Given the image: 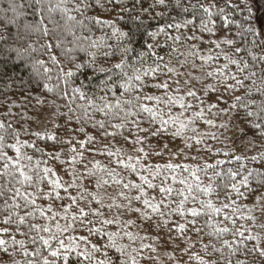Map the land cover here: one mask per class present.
<instances>
[{
    "label": "snow or ice",
    "instance_id": "1",
    "mask_svg": "<svg viewBox=\"0 0 264 264\" xmlns=\"http://www.w3.org/2000/svg\"><path fill=\"white\" fill-rule=\"evenodd\" d=\"M143 3L144 0H141V5ZM172 4L173 0H153L152 6L163 10ZM95 5L98 8L105 7L103 0H96ZM115 6L123 5L120 0H116ZM24 7L15 0H9L7 11L12 13V19L8 22L14 23L23 16ZM28 7L33 9L34 19L24 24L25 34H38L41 39L51 36L53 41L40 45L42 54L48 57L47 61L38 58L31 60L29 82L37 78L35 82L45 94L58 95L66 104H74L75 108L70 109L73 118L59 117L63 118V123L54 120L51 112L46 113L34 108V117L25 114L22 116L23 123L16 121L20 124V130L13 127L11 120H7V116L12 115L11 109L20 105L12 101L8 105V112L2 114L4 119H0V258L4 264H15L16 250H20V254L25 257V264H57L58 259L62 260L63 264H72L69 257L73 253L81 258L76 264H113L115 254H118L115 259L117 264H144L156 253L160 244L170 248V251L165 252L168 259L178 260L179 264H185L183 256L188 257L187 264H222L221 257L223 264H232V257L236 256L242 247H246V241H254L248 249L249 253L258 252L260 257H264V236L252 234V229L244 225L237 227L239 220L251 221L253 227L259 225V229L264 232V172L254 170L241 177L232 167H223V159H216L215 163H208L203 167H193L173 163L145 166L138 158L147 156L143 144L149 131L158 136L167 133L171 128L176 136L182 137L189 125L195 122L185 115L188 110L194 108L188 98L198 100L200 104L199 110L194 111L192 116L210 127H216L212 121L205 119V113L211 112L219 105L225 92L246 93L236 94L231 102L227 103L226 109H243L244 128L248 129L250 125L254 137L259 135L264 138V75L260 76L259 81L254 78L255 72H249L246 76L240 75L249 65L243 60L233 59L228 54L223 55V64L216 63L224 51L222 46L232 48L235 45L233 38L216 37V31L219 29H215L212 23V9L217 5H191L194 10L203 9L200 31L202 34H208V43L220 49L214 55L211 49L206 56L201 55L199 50L194 53L201 60L200 70L211 68L210 71L204 72L205 77L217 81L215 86L207 84L203 89L207 93V101L198 96L190 86L183 89L182 93L179 79L173 80L172 83H169L168 79L161 80L162 72L167 76L179 74L170 64H163V57L154 50L153 41H158L160 35L178 44L180 35L170 36L167 30L173 28L180 33L181 28L193 23L192 20L167 22L155 32L142 33L143 50L136 53L137 59L133 61L132 57L127 56L129 51H134L128 47L133 38L131 30L125 32L122 27H117L116 23L86 16L89 7L87 0H28ZM174 7L188 12V6L184 5L182 0H176ZM219 12L223 14L224 8L221 7ZM56 13L59 14L58 20L54 18ZM192 14L196 15V12L193 11ZM85 21L110 29V34L97 38L84 35V32H90ZM230 23L225 18V25ZM48 24L52 27L49 28ZM77 29L80 35H77ZM244 31L264 37V29L259 33L252 27ZM68 36L72 37L71 41H68ZM109 40H115L117 51L123 57L112 69L119 73V82L108 81L110 85L115 84V87L109 86L106 89L110 96L89 98L83 87L70 86L76 76L72 68L83 67L82 64H73V61L78 53L83 52L91 58L90 62L94 63L96 54L91 51L93 49L103 50L106 57L112 56L113 53L107 51ZM69 43L71 47L68 46ZM253 43L255 44V41ZM27 49L33 53L37 52L33 44H28ZM56 50L63 53V59L68 61L70 67L66 68L60 62ZM12 51L16 52L19 60H28L19 49ZM173 51L176 49L173 48ZM235 51L238 52L239 48ZM153 57V63H147ZM252 59L256 60V57L253 56ZM232 65H235V72L231 71ZM9 79H12L10 75ZM247 81H251L250 87H245L249 85ZM10 87L5 84V88ZM217 87L224 91L213 101L212 96L217 93ZM151 89L155 92L150 94ZM157 92L160 94H156ZM0 96L6 97V94L0 93ZM34 99L37 105L45 104V100H41L40 96ZM205 104L207 108L202 106ZM56 107L59 108V105ZM165 108L168 109L167 112ZM174 108L180 111L174 114ZM73 121L79 127L69 129L68 125ZM25 124L27 128L24 127ZM145 124L155 127L149 130ZM88 125L97 132H102L106 140L122 137L125 143H131L136 155L124 152L122 148L113 150L110 144L103 148L97 147L100 142L86 131ZM220 127L224 128L226 125L221 124ZM125 130L133 139L129 140ZM76 133L83 135L85 139H79ZM213 138H216L214 134ZM201 142L200 139L195 141L196 144ZM164 150L167 151L166 146ZM89 153L93 154L92 159L83 163L88 159ZM105 153L109 157V165L113 163L111 158L116 157L115 163L118 167L135 174L139 182L126 179L115 168L95 159L96 155ZM213 155L218 157L221 153L216 152ZM223 156L229 164L235 162L240 168L246 166L240 155L226 151ZM261 158H264V153H261L260 157H253ZM55 164L64 166V174L70 175L71 179L65 181L56 171ZM81 164L83 170L78 167ZM92 177H95V190H91L87 183ZM250 178L255 180V187L251 186ZM221 181L224 183L221 184ZM110 183L121 189L115 196H106L102 191ZM221 188L234 195L225 196L223 201L220 200ZM241 195L252 200L253 206L248 212L254 213L256 208L261 210L260 218L254 214H242L241 209L234 206V197ZM43 202H47V205ZM85 222L87 235H74L77 232L75 225ZM141 232L148 235H141ZM189 232L194 234L195 240L188 235ZM229 234L238 237L239 241L224 239ZM17 236L21 238L18 239ZM205 236L208 242L202 243ZM97 237L102 238V247L101 239ZM146 240L151 243H145ZM193 241L202 243V251H192L196 245ZM181 244L184 245L183 248L180 247ZM145 249L148 250L149 256L144 255ZM178 250L182 253L180 257L173 255ZM209 250L212 255H207ZM215 253L220 255L213 258ZM98 254L102 255L101 259H97ZM153 264H158V259L154 260ZM236 264L249 262L237 259Z\"/></svg>",
    "mask_w": 264,
    "mask_h": 264
},
{
    "label": "trees",
    "instance_id": "2",
    "mask_svg": "<svg viewBox=\"0 0 264 264\" xmlns=\"http://www.w3.org/2000/svg\"><path fill=\"white\" fill-rule=\"evenodd\" d=\"M15 2L17 4H23L25 7L23 9L24 11V15L21 16L19 19H17L14 23H9L8 21L12 19V13L10 11H7L8 9V4H9V0H0V31H2V33L5 36V39L7 42L11 43L12 41L17 40V38H27V39H22L20 40V42L18 43H14L13 44V48L15 49H19L21 51V53L28 57L27 61H21L17 58L16 52L15 51H9L8 48L4 47L3 48V52L4 55H7L8 58V66L4 67V71L6 73H8V75L12 76L14 73L18 74L16 76V80L18 81L15 84H11V87L7 89V95L6 97L0 96V101H2V106H0V119H4V116L2 114L7 113L8 112V105L10 102L15 101L17 105H20L19 107H14L11 109V113L12 115L7 116V120H11L13 122V127L17 128V130H20V124H17L15 121H20L21 123H23L22 120V116L27 114L29 116H35L36 113L33 111L34 108L37 109H41L44 112H49L48 106H47V101L49 99L52 98V96L50 94H45L43 92V89L41 87H36L35 84H31L30 88H27L25 90H21V88L23 87L22 84L19 83V78L20 77H24V81L25 83L29 82V76L31 75V60L38 58V59H44L47 61L48 57L46 55H43L42 53H38V52H30L31 54L29 55V52H25L24 48L27 47V45L29 43H32L34 47L39 48L40 45L42 43L45 42H53L51 39V36L47 37V38H43L41 39L39 37L38 34H25L24 32V24L26 22H31L34 17H33V9L31 7H28V0H15ZM93 3V8H90L87 10V14L89 16H95L98 17L101 20H107V21H111L113 23L117 24V27H122V30H126L125 27H123L126 23V19H121V17L126 18L129 13H125L120 11V7H114L111 8L109 11H105L104 9L98 8L95 4H94V0H92ZM151 3V0H148V2H144L143 3V7H148V4ZM182 3L186 6H188V12H184L182 10V8H176L174 7L175 5V0H173V7L171 10L169 9H161L159 7H156L157 10L162 11V12H166L167 15L164 19L159 20V22L156 21H150V31H155L157 28L159 27H163L165 25V23L167 22H179L181 20H192L193 23L188 25L187 27L181 28L180 30V34L186 33L188 36H191L193 34V32L195 31V34L201 37V40L199 41H190V43H196L199 45V52L200 54H204L205 52H209V50H212V54L214 55L215 52L220 51V49H216L214 45L208 43L207 41L209 40V36L207 33H201L200 28H199V24H200V17L204 16L203 13V9L202 8H197V9H193L191 7L192 4H196L197 0H182ZM199 4H203V5H217L216 8H213L212 11L214 12V16H213V21L212 23L215 25V29H219V31H216V37H220V38H224V37H228V38H233L235 41V45L232 48H229L228 46H222L224 51L221 54L220 60L216 63L219 64H223L225 61L223 59V55L224 54H228L230 56H232L233 59H240L243 60L244 62H246L249 65V68L242 73V76H246L249 73V70L251 69L252 72L256 73V77H260L261 75H264V71H261V69H264V43H263V38L262 36L259 35H253L252 33H248L246 31H244V29H247L249 27H252L256 30L257 33H259V23L258 21H260V18H262V20H264V0H258L257 4H258V11L255 10L252 6V0H248V5L247 8L245 7V4L241 3V0H200ZM197 4V5H199ZM238 6V7H237ZM129 9H131V4L128 5ZM223 7L224 8V13L220 14L219 9ZM251 9V11H249L248 9ZM193 11L196 12V15H193ZM138 14V13H137ZM155 11L153 12V15H155ZM39 17H36V19H38ZM54 18L55 19H59V14L56 13L54 14ZM78 18H80L78 16ZM144 18H147V14H145ZM225 18H227L231 23L228 25H225ZM261 20V21H262ZM47 23V21H46ZM85 23H87V21H85ZM93 25H95L93 23ZM239 27L238 26H241ZM48 27L51 28L52 25L48 24ZM214 29V30H215ZM77 35H80V31L77 29ZM110 29L108 28H104L102 29L100 27V25H96L92 32H84V35H91L93 38H97L100 37L101 35H104L105 32H107L108 34H110ZM168 33L170 36H175L178 33L173 29V28H169ZM216 37H212V39H215ZM9 38H11V40H9ZM68 41H71L72 37L68 36L67 37ZM165 39H167L164 35H160L158 37V40L163 42ZM33 41H35V43H33ZM255 41V44L253 43ZM4 41H0V47H2L4 45ZM109 45L111 44H115V40H109L108 41ZM149 43H151V41H149ZM169 43H171V40H169ZM69 47H71V44H68ZM239 48V51H235L236 48ZM143 50V49H141ZM159 56H163L165 58V60H167L169 57H167L165 54L171 51V48L168 47L167 44H164L162 46V48L160 49H156L155 50ZM59 50H56V53H58ZM4 55H0V65L4 64ZM78 55L83 58V53H78ZM255 56L256 60H253L252 57ZM103 59H107L102 57ZM153 59H155V57L150 58L149 59V63L151 61H153ZM180 59H183V57L181 56ZM200 61L199 57L195 58V63L197 64ZM177 67H179L178 64H176ZM190 68V66H188V69ZM23 69V71H22ZM231 71L235 72L236 68L235 65L231 66ZM180 72H185V68L184 67H180ZM170 75V74H169ZM34 78L33 81H35ZM86 81V78H83ZM161 79V77H160ZM176 79H179L180 81H182L184 78L183 77H177ZM9 83H11L9 81ZM77 85L79 84V80H77ZM169 83H172L171 80H169ZM248 84L251 83V81H247ZM86 92L89 91V89L86 87L84 89ZM0 91H4V89H0ZM31 92V95H27V92ZM183 89H182V93H183ZM152 92H155L154 89L150 90V94ZM242 92H238L236 93L237 95H240ZM156 94H160V93H156ZM109 96L111 94H108ZM11 97L10 99L8 97ZM36 96H40L41 100H45V104L44 105H37L36 100L34 99ZM207 97V96H205ZM30 101V103H29ZM188 101H190L193 104V100L191 98H188ZM66 102V101H64ZM231 102V99H228V103ZM82 103V102H80ZM196 103H199L198 100H196ZM227 105V103H225ZM26 105V106H25ZM194 105V104H193ZM195 106V105H194ZM173 113L175 114L176 112L179 111L178 108H174L172 109ZM235 112L238 114L235 116L236 120L239 121V114H243L244 111L243 109H240L239 111L235 110ZM99 118V117H97ZM54 119V118H53ZM251 118H249L250 120ZM64 120L63 118L58 120V123H63ZM115 122V121H114ZM145 127H147V124L144 125ZM33 127H35V125H33ZM49 127H52V125H49ZM69 129H72L73 127L78 128L79 125H75L74 121L72 124L68 125ZM174 130V129H172ZM248 135H253L252 130H250V125L248 126ZM86 131L90 134V135H94L96 137V140L100 142V147H106L108 144H110L111 146H113V150H115L116 148H122L124 150V152H127L131 155H136L134 154L133 150H132V145L131 143H125L123 138H118V139H110L108 138L106 140V138L104 137L102 132H97L96 129H93L90 125L86 126ZM61 135H63V132L60 133ZM125 134L129 135V133L127 132V130H125ZM76 135L78 136L79 139H85V137L79 133H76ZM143 137V134H141ZM133 139V137H131L129 135V140ZM159 138L158 137H150V142L155 143ZM163 142H161V146H162ZM144 146V145H143ZM139 147V145L137 146ZM51 149H46V151H50ZM92 153L88 154V159H86L83 163H88L89 159H92ZM141 159V156L138 157ZM95 159L100 160L104 165L106 166H110L112 168H115L118 172L121 173L122 176H127L129 179H133L135 180V182H139L138 177L135 176V174H130L128 171L123 170L122 168L118 167L117 163H115L116 161V157H112L111 159L113 160V163L111 165H109V157L107 156V154L105 153L104 155H96ZM168 161V157H165L164 160H160L159 158H150L149 160H142L143 164L145 166L149 165L151 163V165H155V164H160L163 165L164 163H167ZM233 161H234V157H233ZM134 162V161H133ZM238 164L237 163H232L229 164L228 160H225V165L223 167L227 168V167H232L235 168L237 167ZM78 167L83 170V164L78 165ZM89 167H91V165L89 164ZM253 167H259L257 165H253ZM55 168L56 171L59 173V175H61L65 181H68L71 179L70 175H65V168L64 166H60L59 164H55ZM261 171H264V169H261ZM186 175V174H185ZM203 178V177H202ZM241 177H238V179ZM206 179V178H204ZM251 180V178H250ZM170 182V181H169ZM222 182V181H221ZM88 186L91 190H95V177L90 178L88 181ZM177 187L179 185H176ZM251 186L255 187V180H251ZM119 187L111 184L110 185H106L104 189H102L103 192H105V195H116L118 192ZM155 194V193H153ZM73 195H75V192H73ZM220 200H223L224 197L221 194L219 196ZM234 199L236 200V197H234ZM239 202V201H238ZM45 204V206L47 205V202H43ZM243 203L245 205H248L250 207L253 206L252 204V200L251 199H246L243 198ZM60 202H57V205L59 206ZM245 212L247 211V209H243ZM222 219V218H221ZM201 223H203V220H201ZM240 225H244L245 227L251 228L252 226V222L251 221H247L245 222L244 220H239L237 227H239ZM251 226V227H250ZM97 227H99V225H97ZM229 227H231V225H229ZM254 229L256 227H253ZM243 230V229H241ZM154 233V232H153ZM87 235V233L83 230H77L76 233H74V235ZM162 235V234H161ZM189 236L193 237V240H195V236L192 232H189L188 234ZM201 235L203 236L204 234L201 233ZM246 235H248V233H246ZM18 239H20L21 237L17 236ZM97 239H101V247H102V238L97 237ZM165 239H167V237H165ZM224 239H228V240H237L239 241L238 237H233L230 234L226 235L224 237ZM125 243H127V240L124 241ZM208 242V238L205 236L204 237V241L202 243H207ZM177 243L179 244L180 242L177 241ZM202 243H196L195 247L193 248L192 251L193 252H199V249L202 247ZM246 243V247H242L240 251H238L236 253V256L232 257V264H236V260L239 259L240 261H246L249 262V264H264V257H260L258 252H254V253H249L248 249L252 247V244L254 243V241L252 242H245ZM135 246V245H134ZM175 245H173L174 247ZM218 246H222V245H218ZM181 248L184 247V245H180ZM148 250L145 249V252H147ZM167 251H170V248H168ZM225 252L227 253V249H225ZM201 255H203V253H200ZM118 254H115L113 256V258L116 259V256ZM219 253H215L213 254V258L219 256ZM7 258L6 254H5V259ZM102 255H97V259H101ZM206 259L208 257H205ZM69 259L72 261V264H76V261L78 259H81L80 257H77L75 253H73ZM221 261L223 264V257H221ZM57 264H63L62 260H57ZM144 264H149V262H144Z\"/></svg>",
    "mask_w": 264,
    "mask_h": 264
},
{
    "label": "clouds",
    "instance_id": "3",
    "mask_svg": "<svg viewBox=\"0 0 264 264\" xmlns=\"http://www.w3.org/2000/svg\"><path fill=\"white\" fill-rule=\"evenodd\" d=\"M87 2L89 5L88 9L93 8L92 0H87ZM120 2L123 6L120 7L119 10L125 13H129L126 18L121 17V19H126V30L123 31L127 32L131 30L133 34L132 41L128 45V47L134 49V51H129L127 53V56L132 57L133 61H135L137 59L136 53L141 51V45L143 43V41L141 40V34L145 31L155 32L157 30L156 29L155 31H150L149 29L151 25L149 22H159V20L164 19L166 17L167 13L159 11L156 7H153V0H151V3L148 4V7H143L141 5V0H120ZM144 2H148V0H144ZM199 2L200 0H197V3L192 5H197L199 4ZM95 3L96 0H94V4ZM115 3L116 0H103V4L105 5V7L101 9H104L107 12L111 8L115 7ZM241 3L245 4V7L247 8L248 0H241ZM129 4H131V9H129L128 7ZM172 7L173 4L169 5L167 9L171 10ZM248 10L251 11L250 8ZM154 11L156 13L155 15H153ZM145 14H147V18H144ZM86 16L90 18L95 17L89 16L87 12ZM86 24L90 32H92L93 28L96 26L92 23H89L88 21ZM100 27L104 29V27ZM104 34L107 35L108 33L105 32ZM177 35H180V42L178 44H174L172 40L171 43H169V39H165L163 42L159 40L153 41V44L155 45L154 50L162 48L164 44H167L168 47L171 48V51L165 54L167 57H169L167 60H165L163 56L160 57H163V64H170L173 68L176 69V72L179 74L167 76L162 72L160 75L161 80L168 79L173 81L176 80L177 77H183V83L180 84V87L182 89H187L189 85H192V87H196V85H199L197 91H202L203 94L206 96L207 93L203 91V89L207 86V84L205 83V80H207V78L204 75L205 69L200 70L201 75L198 77L192 76V73L188 70V66H190L191 68L199 67V69H201V65L198 66L195 63V58H197V56L194 55V53L199 50V45L196 43H190V41L201 40V37L196 35L195 31L191 36H188L186 33H178ZM22 39L27 38H17V40L12 41L11 43L7 41L5 42V36L2 31H0V41L5 42L4 45L0 47V55H4V47L8 48L9 51H12L13 49H15L13 48V44L20 42V40ZM9 40H11V38H9ZM33 43H35V41H33ZM173 48H175L176 51H173ZM24 51L29 52V55L31 54L27 47L24 48ZM91 51H94L96 54V60L94 63L90 62L91 58L86 53L81 52L84 54L83 58H81L78 54L76 55V59L73 61V64H82L83 67L80 69H75L74 67L72 68V70L76 72V76L75 79L71 81L70 86L83 87L84 89L87 87L89 89V91L87 92L89 98H92L94 96H108L106 89L109 86L115 87V84L110 85L108 81H115L116 83L119 82V73L112 70L113 65L116 62L122 60L123 57L120 52L117 51V46L115 44H111L107 48V51L109 53H113L112 56L106 57L105 52L103 50L96 51L93 49ZM37 52L43 53V49L39 47L37 48ZM56 55L58 59H60V62L64 64L66 68L70 67L68 61L63 59L62 52L59 51L58 53H56ZM181 56L183 57V59H180ZM102 57L107 59L102 60ZM147 63H149V60L147 61ZM151 63H153V61H151L149 64ZM176 64H178L179 67H177ZM5 66H8L7 55H4V64L0 65V89H4V91H0V93H5L7 95L8 88H5V84L11 86V84H13V80H15V83H17L18 81L16 80V76L18 74L14 73L11 76L12 79H9L8 73L4 71ZM180 67H184L185 72H180ZM261 71H264V69H261ZM249 72H252L251 69L249 70ZM82 77L86 78V81L85 79H82ZM194 78H198V80ZM256 79L257 81H259L260 77H257ZM77 80H79L78 85L76 83ZM213 80L215 81V79ZM9 81L11 83H9ZM193 81H195V83H193ZM19 83L23 85L21 90L30 88L31 84L33 83L36 87H39V85L35 81L25 83L24 77L19 78ZM212 85L215 86L216 84ZM245 87H250V84L245 85ZM216 91L218 93H221L224 90L220 87H217ZM245 94L246 93L242 92L240 95ZM27 95H31V92H27ZM224 95H226L228 99H233L236 93L225 92ZM8 98L10 99L11 97L9 96ZM228 99H225V103H228ZM193 104L195 105V107L193 109L188 110V112L193 113L194 111H196V109H199L200 104L196 103V100H193ZM56 105H59V108H57ZM47 106L49 112L53 114L54 120H59L60 116H65L70 119L73 118L70 109H74L75 105L66 104L64 100L58 95L52 96V98L47 101ZM167 111L168 109L165 108V112ZM209 113L211 114L210 117L208 115ZM236 115L238 114L235 112V109L229 110L217 106L211 112L206 111L205 113V119L212 121L216 125V127L209 126L206 129H201L198 124V122L201 120L196 119L191 114L189 117L192 118L195 122L189 125L188 130L184 133L182 137H179V143L176 142V138L178 136L174 134V131L171 128H169L167 133H163L158 136L153 135L151 131H149V135L145 138V142L143 144V148L144 151L147 153V156H141V160H149L150 158H159L160 160H164L165 157H168L167 163L176 164L175 158L182 156L183 161H181V163H183L184 161L191 160L193 161V164L191 166L203 167L205 164L210 163L209 161H212L213 157H217L214 156L213 153H223L228 151L234 153L235 155H240L242 158V162L245 163L246 166L244 168H240L239 166L233 168V171L239 173L241 177L247 175L249 172L254 170L261 171V169H264V158L253 159V157H260L261 153H264V138H261L259 135H256L255 137L253 135H248L249 130L244 128V113L239 114V121L235 119ZM217 118H219V124L216 123ZM221 124H225L226 127L221 128ZM24 127L27 128V125L25 124ZM154 127L155 126L151 124L147 125V128L149 130ZM221 129H223V131H221ZM244 132H246L247 134L243 135ZM213 134L216 137L215 139L213 138ZM150 137H158L159 139L155 143H152L150 142ZM197 139H200L202 142L200 144H196L195 141ZM209 140L213 141L214 143H208ZM161 142H163L162 146ZM189 145H192V147H189ZM164 146L167 147V151L164 150ZM97 147H100V143L97 144ZM193 149H195L194 155L192 154ZM149 165H151V163ZM253 165H257L259 167H253ZM211 174L212 173H209V175ZM124 177L126 179L128 178L127 176ZM223 183L224 182L222 181L221 184ZM120 190L121 189L119 188L118 192ZM220 192L223 195L224 199L225 196L234 195L233 193L225 192L224 188H221ZM243 198H245L244 195L236 197V204L234 206L241 209L242 214L246 213L248 215H252L253 213L248 211L245 212L243 210H248L249 208H251L250 206L245 205L243 203ZM255 210L261 211L259 208H256ZM125 211H128L126 206ZM75 227L77 230L85 231L87 228V222H85L84 224L77 223ZM257 227L259 228V225H257ZM197 239L199 240V238ZM196 242L197 241H193V243ZM199 251H202V248H200ZM176 252L178 253L176 256L180 257L181 251L178 250ZM154 254L155 255L152 254L151 258L148 260L149 264H153V261L157 259L158 264H169V262H171V264H179L178 260L170 261L165 253H159L158 251H156V253ZM144 255L149 256L150 254L148 252H145ZM165 255L167 256V261L163 259V256ZM207 255H212L211 250H209ZM14 261L15 264H25V257L20 254V250H16ZM184 261L185 264H187L188 259ZM0 264H4L2 258H0ZM113 264H117L115 258H113Z\"/></svg>",
    "mask_w": 264,
    "mask_h": 264
},
{
    "label": "rangeland",
    "instance_id": "4",
    "mask_svg": "<svg viewBox=\"0 0 264 264\" xmlns=\"http://www.w3.org/2000/svg\"><path fill=\"white\" fill-rule=\"evenodd\" d=\"M257 2H258V0H252V6H253V8L255 9V10H257L258 11V4H257ZM262 18H260V21H258V23H259V25H258V27H259V31L261 30V29H264V20H262ZM263 39V43H264V37H262ZM209 54V52H205L204 54H202V55H204V56H206V55H208ZM197 65L199 66V65H201V60L197 63ZM191 73H192V76H194V77H198V76H200L201 75V72H200V69H199V67H197V68H189L188 69ZM211 70V68H208V67H206L205 68V71H210ZM181 83H182V81H181ZM193 83H195V81H193ZM205 83L206 84H216L217 83V81L215 80H213V79H207V80H205ZM190 87H192V85H189ZM199 87V85H196V87H193V90L194 91H196L197 92V95L198 96H200V97H202L205 101H207L208 100V97H205V95L203 94V92L202 91H197V88ZM220 95V93H215V94H213V96H212V99H213V101H215V97L216 96H219ZM225 99H228L227 98V96L226 95H223L222 97H221V100H220V103H219V107H222V108H227V105L225 104ZM188 102H190V101H188ZM191 103V102H190ZM203 107H207V104H205V105H202ZM195 107V106H194ZM197 111L199 110V109H196ZM180 111V110H179ZM192 113L191 112H187V113H185V115L186 116H190ZM209 115V117L211 116V114L209 113L208 114ZM236 119V118H235ZM219 118H217V120H216V123L217 124H219ZM198 124H199V127L201 128V129H206V128H208L209 127V125H207V124H205L203 121H199L198 122ZM221 131H223V129H221ZM176 142L177 143H179V137H177L176 138ZM208 143H214L213 141H211V140H209L208 141ZM182 146V145H181ZM222 147V146H221ZM192 154L194 155L195 154V149H193L192 150ZM234 157V156H233ZM216 159H223V160H226L227 158L226 157H224L223 156V153H221V155L220 156H218V157H213V160L212 161H209L210 163H214L215 162V160ZM175 161H176V164L177 165H181V164H184V165H189V166H191L192 164H193V161H191V160H188V161H184L183 163H181V161H183V157L182 156H180V157H176L175 158ZM257 218H260L261 217V211H259V210H255V212L253 213ZM131 218H135V217H131ZM257 223H259V219L257 220ZM251 227V226H250ZM251 229H252V234H260V235H262V236H264V232H262L258 227H256L255 229L253 228V227H251ZM133 231H136V229H132ZM141 235H148V233H144V232H141ZM152 235H153V237H155V233H152ZM145 243H151V241H145ZM196 248V247H195ZM167 250H168V248H165L164 246H163V244H160L159 245V247L157 248V251L159 252V253H165V252H167ZM178 253L177 252H175V253H173V255H177ZM153 255H155V254H153ZM180 255H182V253H180ZM163 259L164 260H166L167 261V256L165 255V256H163ZM188 259V257L187 256H183V260H187ZM169 264H171V262H169Z\"/></svg>",
    "mask_w": 264,
    "mask_h": 264
}]
</instances>
